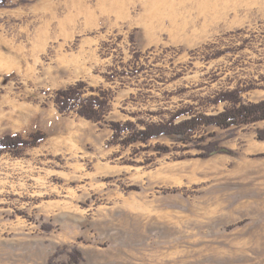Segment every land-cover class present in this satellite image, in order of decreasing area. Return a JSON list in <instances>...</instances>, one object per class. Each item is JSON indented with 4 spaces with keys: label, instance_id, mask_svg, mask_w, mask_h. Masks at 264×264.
<instances>
[{
    "label": "rangeland",
    "instance_id": "rangeland-1",
    "mask_svg": "<svg viewBox=\"0 0 264 264\" xmlns=\"http://www.w3.org/2000/svg\"><path fill=\"white\" fill-rule=\"evenodd\" d=\"M107 95L103 121L59 89ZM264 99V0H8L0 7V264H264V120L124 144L110 121ZM218 141L232 152L204 157ZM166 146L168 149H159Z\"/></svg>",
    "mask_w": 264,
    "mask_h": 264
},
{
    "label": "trees",
    "instance_id": "trees-1",
    "mask_svg": "<svg viewBox=\"0 0 264 264\" xmlns=\"http://www.w3.org/2000/svg\"><path fill=\"white\" fill-rule=\"evenodd\" d=\"M7 4L8 0H0V7ZM83 86V82H78L68 88L59 89L55 97L59 109L63 112L75 109L80 116L93 121L105 120L109 111L107 95L102 92L98 95L91 94L83 97L81 91ZM240 96L239 90L220 93L215 101H230V107L220 113L210 115L194 112L190 117L179 122L175 121L176 118L190 110L178 111L169 121L145 123L143 128H139L131 121L126 123L110 121V126L114 129L113 138H120L127 131L128 135H124L125 137L121 139L124 144L137 141L148 142L161 136H171L188 144L194 140V133L203 125L228 128L234 125L252 124L264 120V99L258 102H245ZM45 137L46 134L40 130L31 133L28 137L5 134L0 136V154L6 149L18 151L24 146L38 145ZM258 138L264 140V128L258 130ZM199 147L204 150V153H202L204 157H208L215 152H232L231 149L221 146L218 141L209 142L207 145H199ZM158 148L168 149V147L162 145ZM69 255L70 260L67 262H56L53 257L49 264H80L82 252L78 248L70 251Z\"/></svg>",
    "mask_w": 264,
    "mask_h": 264
}]
</instances>
